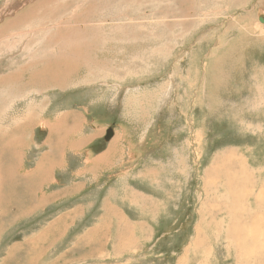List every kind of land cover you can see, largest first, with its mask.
Masks as SVG:
<instances>
[{
    "label": "rangeland",
    "instance_id": "374dc122",
    "mask_svg": "<svg viewBox=\"0 0 264 264\" xmlns=\"http://www.w3.org/2000/svg\"><path fill=\"white\" fill-rule=\"evenodd\" d=\"M37 1L0 0V26ZM43 1L33 12L42 38L32 14L0 35V195L47 176L41 204H1L0 264H264V221H253L264 193L259 201L224 171L221 205L238 210L242 239L228 227L198 240L213 160L244 161L264 178L263 0ZM55 18L61 38L44 35ZM75 46L86 56L62 86L29 83L34 64ZM61 114L70 135L50 167L41 158L65 135L47 139ZM239 188L245 206L229 205Z\"/></svg>",
    "mask_w": 264,
    "mask_h": 264
},
{
    "label": "bare ground",
    "instance_id": "6f19581e",
    "mask_svg": "<svg viewBox=\"0 0 264 264\" xmlns=\"http://www.w3.org/2000/svg\"><path fill=\"white\" fill-rule=\"evenodd\" d=\"M56 1V0H55ZM68 2V1H67ZM66 2V3H67ZM42 3H44V1L43 0H38L37 1V4H32V5H30L29 7H27V9L25 10H22V11H20V13H18L17 11H18V9L17 8H13V13H16V15H15V17L14 18H16V19H10V20H12V21H10V20H7L4 24H3V26L0 28V33H2V34H4L3 32L5 31V30H7V29H11V30H13V28H17V27H19V23H22V22H24L25 21V19H24V17L26 16H29V15H31L32 14V17L33 18H35V19H37V21H34V23L33 24H36V23H38V25H34L33 27H32V30L35 32V34H40V35H38V36H40L41 38H42V36H41V34H42V29H43V27L42 26H40V24H39V22H41V21H39L38 22V20H40L39 18H36V15H37V13H33L38 7H37V5H40V4H42ZM263 3H264V0H263ZM62 4V3H61ZM166 5V4H165ZM20 6V5H19ZM62 7H64L63 5H61ZM55 9V8H54ZM82 9V8H81ZM52 10V9H51ZM61 10V9H60ZM65 10V9H64ZM68 10V9H67ZM42 11V10H41ZM79 11V10H78ZM86 11V10H85ZM7 12H10L9 10L7 11ZM7 12H5L6 14H7ZM41 15V14H40ZM39 15V16H40ZM262 15H264V14H262ZM43 16V15H42ZM31 18V17H30ZM42 19H43V21L45 22V19L43 18V17H41ZM48 18V17H47ZM75 18V17H74ZM70 19V18H69ZM17 20V21H16ZM34 20V19H33ZM55 20V22H54V26L57 28V30H56V32H55V34L53 33V34H50V35H53V36H55L56 38H61L62 37V34L60 33V31H61V29L62 28H64L65 27V24L66 23H64V22H62V23H57V21H58V19L56 20V18L54 19ZM60 21V20H59ZM18 22V23H17ZM30 21H25V23H29ZM76 22V21H75ZM79 22V21H78ZM15 23V24H14ZM53 22H49V23H47V24H52ZM260 23V22H259ZM261 24V23H260ZM44 25H46V24H44ZM53 26V25H52ZM264 26V25H263ZM39 27V28H38ZM87 28V27H86ZM98 28V27H97ZM18 29V28H17ZM28 30H29V28H28ZM31 30V29H30ZM22 32V31H21ZM32 32V31H31ZM98 32V31H97ZM77 33V32H76ZM125 33V32H124ZM18 34V33H17ZM16 34V35H17ZM19 34H21V33H19ZM18 34V35H19ZM56 34H59V35H56ZM93 34V33H92ZM102 34V33H101ZM4 35H6V34H4ZM44 35H45V33H44ZM71 35V34H70ZM69 35V36H70ZM100 35V34H99ZM19 37H20V35H19ZM32 37V36H31ZM49 37V36H48ZM102 37H104L103 35H102ZM23 38H24V36H23ZM34 38V37H33ZM51 38V37H50ZM49 38V39H50ZM55 38V39H56ZM67 38V37H66ZM71 38V37H70ZM107 38V37H106ZM22 39V38H21ZM34 39H36V38H34ZM77 39V38H76ZM85 39V38H84ZM94 39V38H93ZM40 40V39H39ZM47 41V40H46ZM62 41V40H61ZM67 41V40H66ZM80 41V40H79ZM81 41H82V39H81ZM111 41V40H110ZM64 42V41H63ZM65 44V43H64ZM83 45H84V43H82ZM9 45V44H8ZM31 46V45H30ZM49 46H51V45H49ZM61 46H63V45H61ZM77 46H79V45H77ZM28 48V47H27ZM53 48V47H52ZM88 49V48H87ZM9 50V49H8ZM43 50V49H42ZM53 50V49H52ZM62 50V49H61ZM41 50H39V52H40ZM44 51V50H43ZM48 51V50H47ZM64 51V50H63ZM80 51V48H78V47H74L73 48V50H69V51H65V52H61V53H59V55H57V56H55L53 59H51V60H44V59H42V60H39L40 62H38L37 60V62L38 63H36V64H34V66L37 68V71H33L32 72V74L30 75V77H29V83H31V84H33V85H37V84H40L41 83V88H45L44 86L45 85H48V84H52V85H58V84H61V85H63V83H64V81H65V78H66V76L67 75H69V74H71V73H73V72H75L78 68H77V66L78 65H80L81 64V62L79 61V63H75L74 62V57L76 56V55H85V54H80V53H78ZM45 52V51H44ZM50 52V51H49ZM52 52V51H51ZM36 54V53H35ZM35 54H33V55H35ZM37 54H39V53H37ZM48 54V53H47ZM56 55V54H55ZM32 56V55H31ZM86 56V55H85ZM14 60V59H13ZM90 61V60H89ZM91 61H92V59H91ZM84 62V61H83ZM94 62V61H93ZM88 63V62H87ZM13 64V63H12ZM23 65V64H22ZM12 67V66H11ZM19 67V66H18ZM24 67H26V66H24ZM28 67H29V65H28ZM17 68V67H16ZM23 68V67H22ZM21 68V69H22ZM13 70L15 69V68H12ZM20 69V70H21ZM127 69V68H126ZM19 70V72H16V71H13V72H16V73H14L15 75L14 76H16V75H22V73L23 72H21ZM25 70V69H24ZM104 70V69H103ZM9 71H11V70H9ZM7 73V72H6ZM11 73H12V71H11ZM8 74V73H7ZM5 76V75H4ZM12 76V75H11ZM10 76V77H11ZM8 77V76H7ZM4 78H6V77H4ZM3 78V80L4 81H6L5 79ZM17 78H19L18 76H16L15 77V79H17ZM13 79V78H12ZM2 81V80H1ZM42 83H46V84H42ZM85 84V83H84ZM106 85V84H105ZM88 86V85H87ZM78 88V87H77ZM82 91V90H81ZM126 91V90H125ZM2 93V92H1ZM41 96V95H40ZM144 96V95H143ZM19 98H21V97H19ZM15 99V98H14ZM13 99V100H14ZM18 101V100H17ZM31 101V100H30ZM29 101V102H30ZM13 102V101H12ZM11 102V103H12ZM27 102V101H26ZM28 102V103H29ZM32 102V101H31ZM13 104V103H12ZM143 104V103H142ZM24 105V104H23ZM28 105V104H27ZM32 105V104H31ZM8 106V105H7ZM33 106V105H32ZM6 108V107H5ZM38 108V107H37ZM7 110V109H6ZM1 111V110H0ZM3 111V110H2ZM7 111H9V110H7ZM16 111V110H15ZM145 111V110H144ZM1 113V112H0ZM18 113V112H17ZM28 113V112H27ZM69 113V112H68ZM5 114V113H4ZM3 113H2V115H4ZM10 114V113H9ZM69 115H71V114H68V115H61L60 117H59V120L57 121V124H59V126L60 127H58L57 129H56V127L54 128V126H53V128L54 129H56L55 131H52V130H49V132H48V134H49V136L47 135V139H49V137H52L53 135L54 136H56L57 135V137L59 136L58 135V131H61V132H65V135L64 136H62L63 138H64V140H63V138H61L60 136L58 137V140H59V144L57 145V143H56V146H55V148H56V151H50V152H47L46 154H45V156H43L41 159H46L48 162H49V164H50V167H54V166H56L57 167V165L56 164H58L57 163V161L59 160V154H60V152H57L58 150H62V149H65V145H66V141H67V137H68V135H70V132L69 131H66V130H62V129H64V121H65V119H68V117L67 116H69ZM8 116V115H7ZM74 116V115H73ZM28 118H30V116L28 115L27 116V118L26 119H28ZM23 119V118H22ZM0 121H1V119H0ZM19 121H21V119L19 120ZM26 121V120H25ZM66 121H68V120H66ZM30 122H31V120H30ZM33 122V121H32ZM82 122V121H81ZM0 124H1V122H0ZM24 125H25V123H24ZM34 125V124H33ZM15 126V125H14ZM30 126V125H29ZM56 126V125H55ZM79 126V125H78ZM10 127H12V126H10ZM17 128V127H16ZM28 128H30V127H28ZM77 127H76V120H75V129H76ZM20 129V128H19ZM22 129V128H21ZM51 129V128H50ZM59 129V130H58ZM25 130V129H24ZM13 131V130H12ZM12 131H10V132H12ZM6 132V131H5ZM9 132V133H10ZM17 133H20L19 132V130L17 131ZM26 132H24V134H25ZM23 133H22V135H24ZM7 135V134H6ZM6 135L4 136V137H6ZM17 135H19V134H17ZM3 136V135H2ZM22 137V136H21ZM24 137V136H23ZM25 138V137H24ZM113 138V137H112ZM18 139H21V138H18ZM23 139V138H22ZM17 140V139H16ZM13 140H11V142H12ZM10 142V141H9ZM16 142V141H15ZM46 142V141H45ZM19 143V142H18ZM52 143V142H51ZM67 143H69V140H68V142ZM16 144V143H15ZM9 145V144H8ZM61 145V146H60ZM81 146V145H80ZM13 147V146H12ZM19 147V146H18ZM17 147V148H18ZM23 147V146H22ZM51 147H53V146H51ZM16 149V148H15ZM111 149V148H110ZM10 150V149H9ZM12 150V149H11ZM66 150V149H65ZM63 152V151H62ZM16 153V152H15ZM233 153V152H232ZM239 154V153H238ZM12 155V154H11ZM62 155V154H61ZM64 155V154H63ZM233 155H235V154H233ZM46 157V158H45ZM235 157H236V155H235ZM11 158V157H10ZM234 158V157H233ZM238 159V158H237ZM7 160V159H6ZM16 160H17V158H16ZM45 160V161H46ZM63 160V159H62ZM10 161H11V159H10ZM46 161V162H47ZM236 161V160H235ZM16 162V161H15ZM56 162V164L54 165V163ZM40 163V162H39ZM60 163V162H59ZM238 163H240L239 162V160H237V162H235V165H233L232 164V162H231V160L229 159V158H222L221 156L220 157H218V158H216L215 160H213V164L211 165V167H210V169H209V171H208V173L206 174L207 175V179L208 180H211V181H213V182H216L217 184H219V182H220V177H218V181H217V177H216V173L218 172V171H221L222 173H223V169L221 168V167H225V172H226V175L230 178V180L232 179V177H233V175H234V171L236 170V168H238L240 171H242L243 169H246L247 167H241L242 169H240L239 168V166H238ZM245 162L243 161H241V164H244ZM4 165V164H3ZM13 167V166H12ZM17 167V166H16ZM44 167V166H43ZM8 168V167H7ZM42 168V167H41ZM48 168V167H47ZM1 169V168H0ZM20 169V168H19ZM44 169V168H43ZM50 170H51V168H50ZM7 171V170H6ZM11 171V170H10ZM14 171V170H13ZM38 171V170H37ZM45 171V170H44ZM52 171V170H51ZM4 172V171H3ZM8 172V171H7ZM34 172V171H33ZM39 173H37L36 174V176H35V174L34 173H36V172H34L33 174H32V177H27V179H25L24 181H26L25 182V184L27 185V187H25V189L22 191V192H19V193H17L16 192V190H12V191H10V189H8V187L10 188V186H8V187H4L5 188V190H4V192H3V190H2V194L0 195V207H1V204H2V207L3 206H7V205H9L10 207L11 206H13V205H15V204H18V205H21V207L22 206H24V203L25 204H29V206H30V208L31 207H33V206H35L36 204H35V202L36 201H38L37 202V204L38 203H42L43 202V200H41L40 199V201L39 200H37V199H35L34 198V195H37V190L39 189L40 190V188L43 186V184H42V182H44V181H46V180H44V178L45 177H47V176H45L46 175V172H45V175H43L42 173H40V171H38ZM49 172V171H48ZM52 173V172H51ZM48 174V173H47ZM12 175V174H11ZM51 174H49V176H50ZM211 175H215V176H213V178L212 179H210V176ZM7 176V175H6ZM28 176H31V175H29L28 174ZM33 176H34V179H33V181H32V183H31V179L33 178ZM4 177H5V175H4ZM24 178H25V176H24ZM3 179V178H2ZM6 179V178H5ZM19 179V178H18ZM17 179V180H18ZM46 179V178H45ZM50 179H51V177H50ZM253 179V178H252ZM256 180V179H255ZM5 182L4 183H7L8 181H9V184H10V180H8L7 179V181L6 180H4ZM236 181V180H235ZM254 181V180H253ZM2 182V181H1ZM254 183V182H253ZM18 184V183H17ZM224 184V186H226V187H229L230 188V185H231V183H230V181L228 182V181H226V182H224L223 183ZM235 184H237V183H235ZM259 184V183H258ZM260 184H261V182H260ZM20 185V184H19ZM25 185V186H26ZM18 186V185H17ZM9 190V192H8V190ZM42 189V188H41ZM258 189V188H257ZM247 191V190H246ZM260 191H264V190H260ZM249 192V191H248ZM250 192H252V191H250ZM255 192V191H254ZM219 193H220V191L218 190H215V189H213L212 190V195H219ZM221 193H222V191H221ZM55 194H57V193H55ZM237 194H242V193H238V192H236L235 193V196L236 197H238V195ZM252 194H254V193H252ZM258 194H261V192L259 193L258 192ZM225 195H226V190H225ZM246 195V194H245ZM11 196H13L14 198H10ZM52 196V195H51ZM247 196H248V194H247ZM252 196V195H251ZM37 197V196H36ZM213 197V196H212ZM242 197H246V196H243L242 195ZM253 197V196H252ZM262 197V196H261ZM42 198V197H41ZM251 198V197H250ZM44 199V198H43ZM249 199V198H248ZM263 199V198H262ZM26 201H28V202H26ZM244 201V200H243ZM255 201H256V199H255ZM248 202V201H247ZM246 202V203H247ZM259 202V201H258ZM257 203V202H256ZM261 203H263V202H261ZM5 204H7V205H5ZM243 207V206H242ZM241 207V208H242ZM15 208V207H14ZM7 210V209H6ZM16 210H17V208H16ZM235 210V209H234ZM8 211V210H7ZM19 211V210H18ZM28 211H30V210H28ZM253 212V211H252ZM1 214V213H0ZM90 235V234H89ZM94 235V234H93ZM203 239H205V238H203ZM198 242V241H197ZM205 242H206V240H205ZM198 243H200V242H198ZM206 244V243H205ZM195 248V247H194ZM195 250V249H194Z\"/></svg>",
    "mask_w": 264,
    "mask_h": 264
},
{
    "label": "crops",
    "instance_id": "0c3cea01",
    "mask_svg": "<svg viewBox=\"0 0 264 264\" xmlns=\"http://www.w3.org/2000/svg\"><path fill=\"white\" fill-rule=\"evenodd\" d=\"M260 5H261V3H260ZM13 15H15V14H13ZM259 15H261V14H259ZM14 17H12V18H14ZM58 22H60L59 19H58L57 23ZM1 27L2 26H0V28ZM26 34H28V33H26ZM0 35L5 36L2 33H0ZM45 35H50V34H45ZM35 71H37V68H36ZM73 73H71V74H73ZM71 74L67 75L66 78H65V80L68 79ZM18 77L19 78H17V79H19V81H20L21 76L19 75ZM29 77H30V75H29ZM29 77H28V81H29ZM2 79L3 78H0V80H2ZM37 86L38 87H41L40 85H37ZM47 86L52 87V86H62V85L61 84H58V85H52V84L49 85L48 84V85H45L44 87H47ZM212 164H213V162H212ZM244 164H245V167H247L249 165L246 162ZM221 168H223V167H221ZM247 170L248 169L246 168V169H243L242 171H240L238 168H236V170L234 171V175H233V177H232L231 180L233 182L238 183L239 185L242 184V180H243L244 185L247 184V187H246L247 190L249 189V187L254 186V188L256 189V192L257 193L258 192L259 193L261 192V194H263L264 191H260V190H264V186L263 187H260V186H257L255 184H258V183L260 184V182L261 183L263 182V184H264V178H262V177L256 178V175L255 174L249 173ZM223 171L225 172L224 168H223ZM225 174H226V172H225ZM213 176H215V175H211L210 176V179H212ZM221 176H222V172L221 171H218L216 173V177H217V181H218V177H220L219 184H217L216 182H213L211 180H208V179H207V181L205 183V185L207 187L206 188L207 192H208V190L210 192L209 195H208V199L206 200V202L208 201L209 204L207 205L206 202L203 203V205H202L203 207L202 208H204V209L207 208V209L210 210V212H209V214H206L207 215L206 218L203 219V225L200 228V230L202 231V233H201L200 237H198V240H202V241L209 240L208 237H206L207 234H208V230L209 229L217 230L218 228H220V229L224 230V228H228V227H232V229H234L236 232H240V235L237 234L236 237L239 238V236H240V238L242 239L241 232H242V229L244 228V224L243 223L240 224V227L238 229H237V226H234V225L238 224V222H239L238 217H237L238 210L237 211L234 210V209L227 210V209L223 208V206L221 205V203L223 202V199L225 198V192H224L223 183L227 181L226 179H224V182H222L221 181ZM248 185H249V187H248ZM213 189H215L217 191L219 190L220 191L219 195H212V190ZM221 191H222V193H221ZM237 192L238 193H242L241 195L240 194H237L238 196H240V199L235 196L234 197L235 198L234 199V202H229V205H232V206L240 205V206H243L244 207L245 206V202L243 201L244 200V197H242V195L244 196V192H246V191L244 190V188H239V189H237ZM261 194H258V197H257L259 201L261 200V197H260ZM237 199H239V200L237 201ZM256 202H257V200L255 201V204L257 206V203L258 202L257 203ZM208 207H210V208H208ZM219 207H222L223 208V211L225 212V214L227 216V220L226 221H224L222 218H220V213L216 211V210H220ZM261 215H262V213H260V212L256 213L255 216H254L253 221L256 222V223L263 222L264 221V217L262 218ZM223 222H224V226L225 227H222V223ZM212 225H218V227H213L212 228ZM218 233H217V235H218ZM203 238H205V239H203ZM236 243H238V242H235L233 245H235ZM240 243L241 242H239L236 246H239Z\"/></svg>",
    "mask_w": 264,
    "mask_h": 264
},
{
    "label": "water",
    "instance_id": "95a60500",
    "mask_svg": "<svg viewBox=\"0 0 264 264\" xmlns=\"http://www.w3.org/2000/svg\"><path fill=\"white\" fill-rule=\"evenodd\" d=\"M257 18H258V22H260L262 25H264V16L259 15ZM110 135H111V132H109L107 138L110 137Z\"/></svg>",
    "mask_w": 264,
    "mask_h": 264
}]
</instances>
